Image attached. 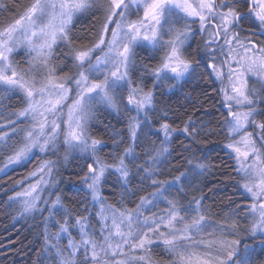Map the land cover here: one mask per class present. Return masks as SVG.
<instances>
[{"label":"snow or ice","instance_id":"1","mask_svg":"<svg viewBox=\"0 0 264 264\" xmlns=\"http://www.w3.org/2000/svg\"><path fill=\"white\" fill-rule=\"evenodd\" d=\"M240 4L29 0L18 10V0H0L7 20L0 24V173L30 161L34 150L57 157L42 160L26 178L35 182L5 201L20 218L47 213L33 264H257V251L264 253V0H244V10ZM81 17L99 26L74 36ZM197 35L205 72L225 85L226 115L216 128L191 115L180 126L158 104V94L198 74L188 53ZM59 42L63 66L56 62ZM20 48L27 49L25 65L13 59ZM17 94L22 106L13 109L5 101ZM101 110L134 113L125 133L113 132L112 163L100 158L103 141L91 132ZM213 135L225 136L222 148L239 178L233 187L247 201L229 197L235 207L223 218L203 194L188 198L215 167L208 159L215 149L201 147ZM72 152L87 154L77 175L100 205L94 215L87 207L70 212L59 192L42 196L58 186L59 167ZM165 173L170 179L160 178ZM112 176L120 207L101 195ZM144 186L152 191L128 207L125 201Z\"/></svg>","mask_w":264,"mask_h":264},{"label":"trees","instance_id":"2","mask_svg":"<svg viewBox=\"0 0 264 264\" xmlns=\"http://www.w3.org/2000/svg\"><path fill=\"white\" fill-rule=\"evenodd\" d=\"M28 2L29 0H18V10ZM240 7L241 10H244V0H241ZM6 22L5 17L0 16V24ZM94 24L97 27L99 26L97 20H93L91 17H81L73 27V35H87L88 30ZM65 51V46L62 42H59L56 48V62L60 63L61 66L66 62L64 56L61 55ZM188 53L200 65L198 74L187 83L182 81V87L172 91L165 90L164 95L158 94V104L160 107L168 108L170 118L176 120V123L180 126H183L184 120L187 119L188 115H191L198 125L203 124L216 128L218 124L223 122L226 115L219 83L214 77H209L205 72L204 61L199 53V43L196 40L191 43ZM13 58L20 62L23 58V52L14 53ZM5 103L10 104L13 109H18L22 106V97L17 94ZM132 114L134 113L117 114L110 110H101L98 113L99 121L93 122L91 125L92 135L101 139L104 144L98 155L108 163H112L111 156L114 151L113 132L125 133L127 116ZM225 142L224 135H213L209 138L208 145L201 146L215 149L208 153V159L215 167L212 171L197 179L196 183L199 190H190L188 196L190 199L193 194L196 196L203 194L206 197L205 205L210 207L214 213L219 214L217 218H223L224 212L235 207V204L230 203L229 197L236 203L243 201V198L239 196L233 187L239 178L233 171L234 159L230 158L228 152L222 148ZM38 160L39 155L34 154L30 161L6 171L7 175L5 173L0 174V264H33V261L37 258L36 253L40 251L44 244L42 235L44 215L35 214V217L20 218L15 206L12 209H7L5 205L7 196L13 195L20 188L16 186L13 189L14 182L23 180L38 163ZM3 163V159H0V167ZM84 163L85 156L79 154L69 155L68 160L63 166L59 167L56 175L59 184L55 188V192L61 194L63 203L70 212L84 214L83 209L87 207L94 215L95 206L91 203L89 193L84 189L77 175ZM160 178L170 179L167 173ZM115 181L116 177L112 176L103 186L101 195L107 203L120 207V189ZM6 189H8L7 195L5 194ZM133 191H136V189H133ZM151 191L150 187L144 186L142 191H139L136 196L130 197L125 203L128 207H133L135 202H138L139 196L147 195ZM243 203L246 204L247 201H243ZM160 254L161 251L159 250L154 253L157 256ZM256 255L258 258L257 264H259V258H264V253H260L258 250Z\"/></svg>","mask_w":264,"mask_h":264},{"label":"rangeland","instance_id":"3","mask_svg":"<svg viewBox=\"0 0 264 264\" xmlns=\"http://www.w3.org/2000/svg\"><path fill=\"white\" fill-rule=\"evenodd\" d=\"M192 27L195 29V28H197L198 27V23L197 24H193L192 25ZM195 40L197 41V43H199V45H200V41H201V36L200 35H197L196 36V38H195ZM19 51H21V52H23V58L21 59V61L20 62H18V61H16L14 58V60L16 61V62H18L20 65H25L26 64V62H27V60H28V54H27V49L26 48H20V49H18L16 52H19ZM16 52H14V53H16ZM13 53V54H14ZM200 56H201V54H200ZM215 79V78H214ZM216 80V79H215ZM218 83H219V88L221 89L222 87H224L225 85H222L218 80H216ZM226 83V82H225ZM221 92V91H220ZM221 95H222V99H223V93L221 92ZM223 103H224V107H225V102H224V99H223ZM225 109H226V107H225ZM34 154H38L39 155V160H38V163L34 166V168L30 171V172H32V171H34L38 166H39V164L41 163V161L42 160H44V159H56L57 157L56 156H53L51 153H48V154H41V153H39L38 151H35L34 150ZM33 154V155H34ZM71 154H79V155H83V156H86L87 154H80V153H78V152H72V153H70L69 155H71ZM58 155L62 158L64 155H65V153H64V150H63V147H61V151L58 153ZM68 155V156H69ZM4 164V163H3ZM15 166H17V165H13V166H10L8 169H6V171H8L9 169H11V168H13V167H15ZM1 167H3V165L1 166ZM29 172V173H30ZM28 173V174H29ZM0 174H3V173H0ZM28 174H27V176L23 179L25 182H24V184L22 185V186H18V187H20L19 188V190L18 191H23L24 190V188H27V186H28V184L29 183H34L35 182V179L36 178H32V180H27L26 178L28 177ZM55 179H56V177H55ZM57 180V179H56ZM84 187V186H83ZM56 188V187H55ZM55 188H51V189H48V190H46L44 193H42V196H43V198H45V199H55V196L53 195V196H49L48 195V192L49 191H51V192H55ZM84 189L85 190H87L85 187H84ZM88 191V190H87ZM89 193V197H90V200H91V203L92 204H94V206H95V213L96 212H98L99 211V209H100V205L99 204H97V203H95V202H93L92 201V197H91V194H90V192H88ZM161 207H163V205H161ZM37 215L38 214H41V213H36ZM42 215H44V216H46L47 215V213H43ZM94 223H95V221H94Z\"/></svg>","mask_w":264,"mask_h":264}]
</instances>
